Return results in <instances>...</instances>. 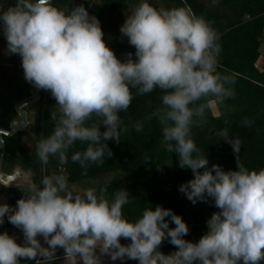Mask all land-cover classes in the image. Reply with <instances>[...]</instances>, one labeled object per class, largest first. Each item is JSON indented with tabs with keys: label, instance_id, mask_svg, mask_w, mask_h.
<instances>
[{
	"label": "clouds",
	"instance_id": "9594fccd",
	"mask_svg": "<svg viewBox=\"0 0 264 264\" xmlns=\"http://www.w3.org/2000/svg\"><path fill=\"white\" fill-rule=\"evenodd\" d=\"M0 22L7 51L21 57L26 81L50 91L56 101L57 110L51 113L54 131L35 146L42 164L53 156L66 162L68 149L79 140L88 146L75 152L72 161L85 171L89 162L101 165L108 149L103 141L119 142L121 132H127L119 113L128 111L132 89L145 95L158 88L164 93L162 105L151 115L161 126V143L177 155L181 168L194 174L179 191L193 204L212 198L219 209L207 220V233L191 242L183 238L188 225L171 209L157 205L130 222L122 211L127 190H118L110 202L105 188L73 195L63 176H45L42 186L29 184L15 207L0 204V225L7 216L23 235V243H18L7 231L0 233V264L51 260L57 248L83 264H102L105 255L113 262L129 259L139 264L264 261V168L250 171L240 162L241 141L230 139L226 129L221 135L237 154V170L224 171L218 164L209 168L191 136L192 127L205 122L207 104L200 101L234 95L232 76L214 70L221 47L208 21L185 8L158 10L145 0L120 28L135 48L136 59L128 53L124 61L107 46L99 20L83 5L69 11L52 0H16L6 10L0 6ZM101 124L106 126L103 132ZM251 124L245 119V126ZM165 239L177 249L167 256L158 251Z\"/></svg>",
	"mask_w": 264,
	"mask_h": 264
},
{
	"label": "trees",
	"instance_id": "16d2710c",
	"mask_svg": "<svg viewBox=\"0 0 264 264\" xmlns=\"http://www.w3.org/2000/svg\"><path fill=\"white\" fill-rule=\"evenodd\" d=\"M132 1L135 0H53L52 3L69 11L75 6L83 5L90 16L99 20L101 28L110 30L108 16L122 17L131 7ZM146 2L158 10L161 7L166 10H190L208 21L219 36L221 51L215 58V72L232 76L234 83L231 87L234 95L223 101L215 98L200 101L207 104L205 122L194 125L191 129L192 139L200 154L205 155L209 161L208 167L218 164L224 171L237 170V154H234L232 145L221 135L226 129L230 139L239 138L241 141L238 154L240 162L250 171L264 168V54L261 52L264 45V0H220L215 4L212 2L211 5L210 0ZM116 24L117 21L112 25ZM103 33L105 41L107 32ZM105 42L108 46L107 40ZM132 91L134 98L128 111L119 113L121 128H127V132H121L119 142L114 139L103 141L108 149H105L101 165L89 162L85 171L78 162L72 161L71 157L75 152L82 153L88 146L87 142L79 140L68 149L66 162H61L56 156L50 157L46 165L40 162L35 146L39 140L54 131L55 122L51 120V113L57 110L56 101L50 91L44 90H41V106L35 112L32 126V147L23 145L25 133L4 137V160L9 164H18L25 171L33 172V183L37 186H42L41 181L45 176L64 175L68 187L83 186L86 190L91 188L97 192L105 188L106 198L110 202L118 190L125 189L129 197L122 211L127 220L135 222L146 209L155 210L159 205L171 209L188 225L189 232L183 237L185 240L198 242L208 231L207 220L219 209L215 207L212 198L193 204L179 191L180 185L192 180L194 174L189 168H181L177 155L166 151L161 143V126L158 119L151 114L162 105L161 98L164 93L158 88L145 95H136L134 88ZM29 94L27 86L18 85L15 92L17 99H24ZM211 104H215L216 113ZM245 119L252 121L251 127L244 125ZM138 123L141 125L140 131L136 130ZM105 130L106 126L101 124L100 131ZM109 151L112 152L111 157L108 155ZM26 192L27 189L24 188L1 187L0 196H6L11 202L10 206L15 207L16 201ZM165 219L170 221V217ZM169 227L175 225L169 222ZM5 231L14 236L18 243H23L20 229L9 223L7 216L0 227V233ZM39 239L42 246L47 247L44 240ZM176 250L168 239L158 248L166 256ZM63 257L66 256L56 250L51 260L37 257V261L41 264H59ZM37 261L21 260V264H36Z\"/></svg>",
	"mask_w": 264,
	"mask_h": 264
},
{
	"label": "rangeland",
	"instance_id": "374dc122",
	"mask_svg": "<svg viewBox=\"0 0 264 264\" xmlns=\"http://www.w3.org/2000/svg\"><path fill=\"white\" fill-rule=\"evenodd\" d=\"M81 1V0H80ZM145 2V0H135L131 2V7L129 10L120 18L118 17H110L108 16V20L110 22V30L102 27L103 32L105 33V41L107 40L108 47L114 51L116 57L120 59L121 61H124L127 59V54L132 53V59L134 60L135 58V52H134V46L130 45L128 42V38L124 35H122L120 28L124 24L125 20L127 19L128 15L132 14L135 10V8L140 4ZM147 1V0H146ZM211 2L209 3L210 5L215 4L219 2L220 0H210ZM15 2L14 0H0V6L3 7V9H7L10 6H14ZM160 9L166 10L164 7H161ZM117 21L116 25L115 22ZM104 38V36H103ZM0 43L3 46V51L5 54H8V58L5 61L4 66H0V122L3 121L6 116H11L12 118H16L15 114L16 112L12 110L11 107H8V98L7 96L9 95H15L16 89L18 85L21 86H27L23 85L20 83L19 79V74H21L23 71H21L17 67V61H18V54H9L7 51V41L6 38L3 37L0 39ZM262 54H264V45L261 48ZM214 70H215V65H214ZM28 89V88H27ZM41 104L40 102L33 106L31 109L33 111V119H32V114L29 115V120L31 121L32 125L34 124L35 117L34 113L40 108ZM211 108L216 113V107L215 104H211ZM15 112V113H14ZM9 120V119H8ZM33 140H34V131L33 129H27L25 132V137L23 140V145L27 148H31L33 145ZM7 160L4 162L6 163ZM56 175V174H53ZM64 178L65 176L62 175ZM114 178L116 176H113ZM86 189L83 186H74V187H68L67 186V191H70L75 194H83V192ZM121 243L127 245L130 243L129 240L121 239ZM57 250L61 253L64 254V251L62 248H57ZM97 254L99 255V251H97ZM102 264H139L137 260H129L125 259L123 261L117 260L113 262L110 257L108 256H103L101 258ZM59 264H83L82 260H79V257L71 258V257H63L61 260L58 262ZM41 264V263H40Z\"/></svg>",
	"mask_w": 264,
	"mask_h": 264
},
{
	"label": "water",
	"instance_id": "95a60500",
	"mask_svg": "<svg viewBox=\"0 0 264 264\" xmlns=\"http://www.w3.org/2000/svg\"><path fill=\"white\" fill-rule=\"evenodd\" d=\"M17 67L21 71H23L22 59L20 56L17 61ZM19 80L21 84L28 85L30 87V97L15 102L13 109L18 115V118L10 122L8 130L0 126V187L6 189H27L29 184H34L33 172L25 171L19 165L12 166L8 172H4L3 170V160L5 156L4 137H13L19 133H25L26 130L30 128L28 120V111L26 110V108L40 102L41 100L40 90L36 89L32 84L26 81L24 77V72L19 74ZM5 203L8 205L11 204L10 200L6 196H0V204ZM3 224L0 225V227H2Z\"/></svg>",
	"mask_w": 264,
	"mask_h": 264
},
{
	"label": "flooded vegetation",
	"instance_id": "af4514ba",
	"mask_svg": "<svg viewBox=\"0 0 264 264\" xmlns=\"http://www.w3.org/2000/svg\"><path fill=\"white\" fill-rule=\"evenodd\" d=\"M19 58V57H18ZM27 88H28V91H29V93H30V87L27 85ZM40 94H41V90H40ZM28 97H30V94H29V96H27V97H25L24 99H27ZM7 98H8V102L10 101V103H8L7 105H8V107H11L12 108V110L14 111V104H15V102H17V101H21V100H24V99H17V97L15 96V95H9V96H7ZM39 103V102H38ZM38 103H36V104H38ZM36 104H34V105H31V106H29V107H27L26 108V110L28 111V120H29V115H31L32 114V119H33V111H32V107L33 106H35ZM15 113V112H14ZM16 114V113H15ZM34 117H35V113H34ZM18 118V115H16V118H12L11 116H8V117H6L3 121H1L0 122V126L1 127H3V128H5V129H9V126H10V122L12 121V120H14V119H17ZM6 119H9L8 121H6ZM32 123H31V121L29 120V129H31L32 128ZM5 160H3V170H4V172H8L9 171V169L12 167V166H14V165H18V164H16V163H12V164H9L8 162H4ZM0 190H1V187H0Z\"/></svg>",
	"mask_w": 264,
	"mask_h": 264
},
{
	"label": "crops",
	"instance_id": "0c3cea01",
	"mask_svg": "<svg viewBox=\"0 0 264 264\" xmlns=\"http://www.w3.org/2000/svg\"><path fill=\"white\" fill-rule=\"evenodd\" d=\"M3 36H0V39L2 38ZM8 58V54H5L4 51H3V46L1 45L0 43V66H4L6 63V59Z\"/></svg>",
	"mask_w": 264,
	"mask_h": 264
},
{
	"label": "built area",
	"instance_id": "2783aa9c",
	"mask_svg": "<svg viewBox=\"0 0 264 264\" xmlns=\"http://www.w3.org/2000/svg\"><path fill=\"white\" fill-rule=\"evenodd\" d=\"M0 24H2V22H0ZM0 36H3L2 28H0Z\"/></svg>",
	"mask_w": 264,
	"mask_h": 264
}]
</instances>
